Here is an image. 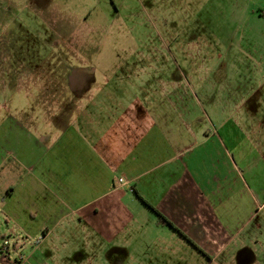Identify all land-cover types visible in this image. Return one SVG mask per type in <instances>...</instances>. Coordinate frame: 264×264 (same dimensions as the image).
<instances>
[{
  "label": "rangeland",
  "instance_id": "374dc122",
  "mask_svg": "<svg viewBox=\"0 0 264 264\" xmlns=\"http://www.w3.org/2000/svg\"><path fill=\"white\" fill-rule=\"evenodd\" d=\"M74 76L83 88L144 87L154 100L164 90L188 112L196 108V118L224 121L236 138L242 126L261 122L258 138L244 135L248 153L254 148L248 161L261 158L259 169L252 165L240 179L232 172L230 180L264 184V0H0V80L9 86L0 92V106L28 100L30 92L16 89L21 81L25 89L51 90ZM6 117L0 109V122ZM260 196L223 212L232 240L214 263L264 261ZM151 217L140 216L130 227L112 221L109 228L103 215L65 222L50 245L38 248L42 233L29 236L0 216V245L8 241L11 264H209Z\"/></svg>",
  "mask_w": 264,
  "mask_h": 264
},
{
  "label": "crops",
  "instance_id": "0c3cea01",
  "mask_svg": "<svg viewBox=\"0 0 264 264\" xmlns=\"http://www.w3.org/2000/svg\"><path fill=\"white\" fill-rule=\"evenodd\" d=\"M19 85L21 94L31 93L28 100L0 106L7 114L0 122V216L6 223L15 222L29 236L42 233L40 248L59 236L65 222L103 215L109 228L112 221L130 227L143 215L160 221L156 210L179 230L160 221L171 229L172 239L181 246L185 240L209 264H220L215 257L232 240L221 215L233 205L240 210L238 200L264 196V184L230 180L232 172L240 179L252 165L259 169L261 158L248 161L254 148L248 153L244 135L258 138L261 122L242 126L236 138L224 121L196 118V108L188 112L164 90L154 100L144 87L130 91L103 83L83 88L75 76L69 85L51 90ZM8 91L0 80V92ZM14 203H21L20 209ZM4 260L0 257V264H11L9 254Z\"/></svg>",
  "mask_w": 264,
  "mask_h": 264
},
{
  "label": "built area",
  "instance_id": "2783aa9c",
  "mask_svg": "<svg viewBox=\"0 0 264 264\" xmlns=\"http://www.w3.org/2000/svg\"><path fill=\"white\" fill-rule=\"evenodd\" d=\"M119 183L122 185H126L123 179H119ZM8 246H9V244H8V241H6V240L0 245V257L1 256L6 257L9 254Z\"/></svg>",
  "mask_w": 264,
  "mask_h": 264
},
{
  "label": "trees",
  "instance_id": "16d2710c",
  "mask_svg": "<svg viewBox=\"0 0 264 264\" xmlns=\"http://www.w3.org/2000/svg\"><path fill=\"white\" fill-rule=\"evenodd\" d=\"M155 211V213L159 216V218H160V221L162 222V223H164V224H167L169 227H171V228H173L174 230H176V231H178L179 232V230L178 229H176L175 227H174V225L171 223V222H169L168 220H166L159 212H157L156 210H154ZM180 233V232H179Z\"/></svg>",
  "mask_w": 264,
  "mask_h": 264
}]
</instances>
